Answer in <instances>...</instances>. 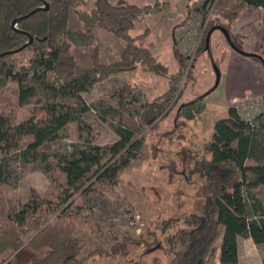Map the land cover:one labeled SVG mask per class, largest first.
<instances>
[{"label": "trees", "instance_id": "obj_1", "mask_svg": "<svg viewBox=\"0 0 264 264\" xmlns=\"http://www.w3.org/2000/svg\"><path fill=\"white\" fill-rule=\"evenodd\" d=\"M45 4L48 10L33 12ZM213 4L228 23L246 9L264 10V0H202L197 9L204 15ZM83 5L84 0H0V183L16 173L11 168L16 162L40 164L52 184L45 199L32 194L14 216L0 208V264L18 250L15 258L31 252L28 264H81L80 254L108 258L124 253L131 243L151 247L124 234L114 244L93 248L83 237L91 234L89 227L72 217L71 208L93 187L113 185L131 160L142 157L143 114L150 107L154 114L166 108L182 74L169 73L148 47L138 44L149 35L147 30L131 36L141 16L159 11L157 4L94 0V23L74 30L71 16ZM95 28L122 43L117 61L98 60ZM88 47H93L91 67L83 68L71 50ZM27 51L32 57L26 64L13 61ZM260 63L264 71V61ZM136 66L168 80L169 89L155 102L148 104L138 88L127 84L108 99L91 106L84 102L82 94L95 84ZM8 83L17 86L16 100L1 95ZM40 96L46 98L41 104ZM203 101L198 97L181 104L175 119L185 123L199 117ZM28 106L30 116L19 121L20 110ZM91 111L115 135L111 145L96 143V129L83 120ZM72 126L76 140L67 154L41 152L70 139ZM206 145L196 167L206 192L203 211L161 224L165 245L158 243L169 258L167 264H206L223 231L222 263L239 264L238 238L264 246V114L248 124L234 107L228 108L226 117L214 123ZM14 175L17 182L20 177Z\"/></svg>", "mask_w": 264, "mask_h": 264}, {"label": "rangeland", "instance_id": "obj_2", "mask_svg": "<svg viewBox=\"0 0 264 264\" xmlns=\"http://www.w3.org/2000/svg\"><path fill=\"white\" fill-rule=\"evenodd\" d=\"M110 1L113 4L125 1L140 7L157 4L159 11L141 16L135 22L131 36H139L147 30L149 35L138 44L148 47L156 60L168 68L169 73L174 75L180 72L182 76L170 103L161 113L154 114L150 107L143 114L145 129L141 133V140H144L142 157L131 160L113 185L93 187L71 208L72 217L89 227L91 234L83 237L91 247L114 244L116 239L121 240L124 234H128L151 246L150 249L145 250L144 245L131 243L124 253L116 257L89 259L80 254L78 259L81 264H167L169 258L160 247V244L165 245L166 239V234L160 231L162 222L203 211L206 192L196 167L201 156L206 153V142L212 133L213 124L226 115L227 107L235 108L252 99L264 102V71L260 60L235 53L219 31L212 33L209 50L205 51L208 31L221 25L229 32L237 48L248 52L246 46L249 42L241 41L230 32L232 24L241 14L234 22L228 23L215 11L214 4L202 16L197 9L202 0H175L172 5L161 0H149V3L141 4L136 0ZM93 5L94 0H84V5L76 9L78 14L71 16L72 29H83L94 23ZM186 22L189 35L184 36L189 40L181 45L178 43L179 34L183 32L180 28ZM93 32L98 60L107 64L117 61L122 43L101 29L95 28ZM71 51L81 67H91L93 47L74 48ZM31 57L32 52L27 51L15 55L13 61L26 64ZM228 63L230 74L244 69L256 76L251 83L253 89L236 94L230 105L225 103L227 90L224 80ZM213 64L221 74V80L214 90L216 76ZM49 78L55 81L54 75H49ZM124 84L138 88L148 104L155 102L170 87L168 80L136 66L95 84L89 92L82 94V98L91 106L99 99H108ZM1 95L16 100V84L8 83L1 89ZM198 97H203L204 112L192 121L181 123L176 120L179 106ZM45 99V96H40L39 104ZM31 109L29 106L21 109L18 120L29 117ZM83 120L96 129L97 144L108 146L115 141L109 126L100 122L94 111L83 115ZM69 134L70 139L55 142L42 148L41 152L57 156L67 154L76 140L74 126L70 128ZM11 168L20 179L16 182L13 174L6 182L0 183V208L14 216L32 194L41 200L45 199L52 184L38 163L22 165L12 162ZM225 236L223 231L206 264H229L219 259V247ZM239 240V264H264V246L256 248L247 240ZM30 254L27 250L16 258L13 254L1 264H28Z\"/></svg>", "mask_w": 264, "mask_h": 264}, {"label": "crops", "instance_id": "obj_3", "mask_svg": "<svg viewBox=\"0 0 264 264\" xmlns=\"http://www.w3.org/2000/svg\"><path fill=\"white\" fill-rule=\"evenodd\" d=\"M136 1L138 2V4L146 3V2L149 3V0H136ZM161 1L170 2V4L172 5L174 4L175 0H161ZM230 30L229 31L234 37L239 38L241 41L245 40L249 42V45L246 46L248 52L255 53L261 56L264 61V10L262 8L244 10L241 13V16L232 24ZM227 65L228 67L226 69V76L224 80L227 90L226 93L227 97L225 103L227 105L228 104L230 105L232 103L230 101H232V99L235 98L236 94L244 93L246 89L250 91L251 89H253L252 87L253 84L251 83H252V79H255L256 76L253 75L251 71L249 70L244 71V69L242 71L238 70L237 72H233L230 74L229 63ZM236 67L239 68L238 66ZM228 108L229 107H227V109ZM225 117L226 115L222 116L219 119H223ZM239 239L241 238L237 239L238 256H239V241H240ZM243 240H247L249 241V243L253 244L251 239H243ZM253 246L256 248L261 247V246H256L254 244Z\"/></svg>", "mask_w": 264, "mask_h": 264}, {"label": "built area", "instance_id": "obj_4", "mask_svg": "<svg viewBox=\"0 0 264 264\" xmlns=\"http://www.w3.org/2000/svg\"><path fill=\"white\" fill-rule=\"evenodd\" d=\"M202 16L204 15L202 14ZM187 22L180 28L183 30V32H180L179 34L178 43L181 45L186 44L185 42L189 40L187 36H184L185 34L189 35V27L187 26ZM235 110L242 120L248 124H253L257 116L264 114V102L259 99L247 100L244 104L235 106Z\"/></svg>", "mask_w": 264, "mask_h": 264}, {"label": "water", "instance_id": "obj_5", "mask_svg": "<svg viewBox=\"0 0 264 264\" xmlns=\"http://www.w3.org/2000/svg\"><path fill=\"white\" fill-rule=\"evenodd\" d=\"M39 10H44V11L48 10V5L45 4V6H44L43 8H40V9L34 10L33 12H36V11H39ZM16 23H17V20H14V21L12 22V24H11L12 27L15 28V24H16ZM215 31H219V32H221V34L224 36V38H225L227 44L229 45V47H230L233 51H235L236 53H238L239 55H241V56H243V57H245V58H255V59H258V60H260V61H263V59H262L261 56L255 54V53L246 52V51H243V50L237 48V46H236V45L233 43V41L231 40V37H230L229 32H228L223 26H220V25H218V26H214V27L210 28V30L208 31V33H207V35H206V38H205V51L209 50L210 37H211L212 33L215 32ZM31 42H32V39H30L29 43H31ZM29 43H28V44H29ZM24 47H25V46H24ZM24 47H23V48H24ZM21 49H22V48H21ZM213 69H214L215 76H216V81H215V85H214V88H213V90H214V89L218 86V84H219L221 74H220V71H219V69L217 68V66H216L215 64H213ZM21 248H22V247H21ZM21 248H20V249H21ZM18 251H19V250H18ZM18 251H17V252H18ZM17 252H15V253H17ZM15 253H14V254H15Z\"/></svg>", "mask_w": 264, "mask_h": 264}]
</instances>
